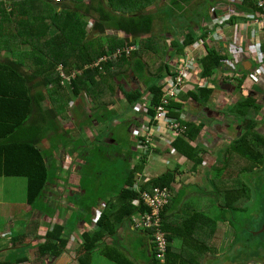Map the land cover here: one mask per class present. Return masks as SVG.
Listing matches in <instances>:
<instances>
[{
  "label": "crops",
  "instance_id": "crops-1",
  "mask_svg": "<svg viewBox=\"0 0 264 264\" xmlns=\"http://www.w3.org/2000/svg\"><path fill=\"white\" fill-rule=\"evenodd\" d=\"M219 1L221 0H155L153 5H149L150 7L146 10L147 12L156 11L160 13V17L154 23L153 37L149 42L146 39V42L141 44L143 39L147 37L140 35L141 37L135 43L137 50H139V46L141 49L137 53L138 58L136 63L131 61V64H128L127 70L120 66L116 68L114 72L124 70V74L115 83L116 94L114 103L108 109H103L101 113L106 114L109 111V113L113 114L114 120L121 121L127 127V132L131 135L134 142L133 146L130 145V149H122L120 150L121 153L117 154L119 145L114 140L111 124L105 123L108 126L104 128V124L99 125V123L95 122L94 126L87 128V146L93 154L95 153V157L100 155L99 153L108 152L110 156L107 158L112 168L111 172H116L115 174H111L112 177L109 182L105 181L104 185H102V192L108 189L107 192L103 193V196L107 200H99L95 204L96 208H93L92 211H88L86 205L82 206L83 198L87 196V192H94V187L88 183L90 179L86 175L89 171L87 169L89 164L87 165L84 159L78 158L82 152L81 150L85 149H78V146H85V129L81 127L83 122L80 119L85 113H80L77 116L70 113V119H65L56 113L52 114L51 117L48 116V121L44 124L46 134L42 139L41 148L46 153V160L50 166L52 176L47 185L48 191L46 196H44L41 203L45 205L44 209H42L43 205L38 207L29 205V208L26 210L29 211L26 215L21 214L22 212H12V208H16V206L25 202L19 203L15 199L3 200L6 193V183L9 182L16 185L12 193L14 195L15 192L24 193L23 188L27 192L28 180L24 177H0V264L76 263L79 255L80 241L83 243V234L94 231L96 222L105 208L106 201H110L119 195L129 170H132L142 162L143 157L137 149V142H135V130L136 126L139 128L141 124H145V107L153 109L156 106L151 105L154 100V94L151 91L152 86L161 85L163 87L167 77L178 72L185 57L195 61L199 67L200 61L211 50L216 49L223 56L228 57V51L233 47L234 41L238 42V46L245 53L260 52L264 55V29L253 26L252 22L248 20H246L244 26H240L242 20H239L241 18L237 16H233L231 19L234 20L231 21L229 19L223 25L217 23L210 12L212 5H217L218 8L223 6H225L224 8L228 7L226 2L221 1L222 3H218ZM229 14H220V17L229 16ZM109 35L115 38L113 39L115 43H117L116 39L129 40L131 43L134 40V37H131L129 34V27L123 21L119 23L117 30L113 31L112 34L109 33ZM186 35H196L195 42L184 50V55L182 56L180 49L184 46V42H187L184 40ZM110 44L111 40L109 42L107 39L104 42L108 52L111 50ZM242 63L243 61L237 68L238 75L229 80L225 78V72L229 70L228 68L214 70L210 78L206 79L202 78V72L197 74L196 80L193 79L190 82L188 92L182 94L185 97L181 96L178 98L176 103L181 104V108L174 115L175 117H179L182 114L187 125L191 123L196 127H200L199 133L195 135L192 141L186 136L183 138L187 141L184 140L180 143H177V140L180 138L172 139L174 142L171 148L160 142L161 148L157 150V155L152 159L145 158L143 161L145 165L141 175L143 179L150 181L153 178H160L167 173H171L170 175L172 176L174 175V180H171V182L175 186V189L181 193V200H178L177 193L175 192L165 213L167 223L171 224L172 229H178L184 220L196 212L205 215L194 207H187V202L192 196L200 194L199 192H193L195 186H201L205 180L214 183V179L209 181V175L211 176L210 171L215 169L218 175L215 186L226 188V190L232 187L231 184H227L225 179H223V182L221 180L224 176L227 177L225 164L228 163L226 162L229 158L228 150L232 142L239 139L245 132V129H243V119L255 121L257 124L255 132L259 133L260 120L264 118V102H255L258 106V111H255L253 106H248V108L243 107L241 103L246 100L245 97H252L256 100L254 95L257 92L262 91L264 94V82L262 81L263 85L256 84L254 89L252 87V90L248 92L251 87L249 84L252 83L246 80L244 83L241 82L242 85H240L239 80L241 78L247 79L250 74L254 75L260 66L257 67L256 64L252 66H249V64L245 65L247 70H252L249 73L245 71ZM260 70L264 71V64ZM199 79L200 84H198ZM214 81H216L215 88L210 84ZM207 82L214 90L208 102L203 100L195 101L193 98L188 97L189 94L198 95L199 89L207 88L204 86ZM237 82L238 84H236ZM224 84L236 87L234 92L223 88ZM68 91L71 95L70 99L69 96L65 98L64 102L66 105L71 103L72 108L86 107L81 98H72V89L68 88ZM126 94H140L141 98L136 104L130 105L126 101ZM41 101L43 109L49 111L52 107V100L47 96ZM124 105L125 108L129 106V115H126L125 111L127 109L124 110ZM135 107L141 108L142 112L140 113V109H135ZM88 108L92 112L94 107L88 106ZM237 109L238 112H234ZM95 110L98 112V108L95 107ZM226 120L227 124H235V128H232L231 131H228L224 127L227 126ZM115 124L117 126L120 125L117 121H115ZM260 135L264 137V134ZM176 145H178V148ZM190 147L196 152L190 149ZM178 150L188 155L196 153V158H201V162L196 163L195 159H188L180 154ZM239 159L245 164L244 167L248 165L246 159ZM3 160L4 156H1L0 161L2 162ZM58 166H60V169L56 168ZM229 166L231 165L229 164ZM97 177L95 181L100 183L99 180L102 178V175L99 174ZM139 186L143 187L141 182L135 183L134 190L136 193L140 188ZM84 187L88 188V191L84 190ZM241 187L242 193V184ZM239 196L238 192L237 200ZM237 200L232 201L231 204L236 205ZM219 208L227 210L224 207L222 208V206H219ZM4 211H9L10 214H5L3 213ZM110 212L112 213V223L117 227V233L112 237L106 238V243H103L106 245V249L113 251L111 253L112 256L115 255V251H118L119 259H125L131 264H148L149 257L153 255L154 251V245L148 233L134 230L130 223L131 220L126 219L119 222L120 218L118 214H121L119 210L111 208ZM6 218L8 220L5 223L2 220ZM207 218L210 217L207 216ZM217 222L216 228L218 230L224 228L221 226L222 222H225L224 218L218 219ZM7 225H9L8 228L6 227ZM57 225L67 228L65 237L70 238V245L66 253L59 259L50 257L41 259L37 255L39 247L46 242L48 232L52 231ZM14 227L17 230L10 232ZM207 229L198 223L196 234L203 237L208 234L209 230L207 231ZM7 234H12V237L15 236V240L13 238H6ZM212 240L210 239V244ZM122 244H124V249L126 250L122 248ZM174 246L180 247L181 241L174 243ZM96 252H100L104 256L107 261L106 263L117 264L109 259L103 251L97 250ZM225 258L226 255L222 257L220 253H208L204 258L203 264H225ZM19 261L23 262L19 263Z\"/></svg>",
  "mask_w": 264,
  "mask_h": 264
},
{
  "label": "trees",
  "instance_id": "trees-1",
  "mask_svg": "<svg viewBox=\"0 0 264 264\" xmlns=\"http://www.w3.org/2000/svg\"><path fill=\"white\" fill-rule=\"evenodd\" d=\"M221 1L226 2V0ZM154 3L155 0L124 2L122 0H0V157L4 156V160L0 161L2 168L0 177L27 178V202L32 207L43 205L42 209H44L45 205L41 203L48 191L47 185L51 177L46 153L41 148L42 139L46 134L44 124L48 121V116L51 117L56 113L65 119H70V113L77 116L80 113H85V110H89L88 105H93L92 113L93 115L95 113V120L91 116H87L88 119L81 125L85 129V146H78V149H89L86 139L87 128L94 126L95 122L102 125L109 121V111L106 114L101 113L103 109H108L114 103L115 83L124 74V70L114 71L118 66L127 70L131 61L136 63L137 53L141 50L140 46L139 50L130 57H124L118 62L103 64L101 69L87 68L93 67L100 59L114 53L117 49L135 45L137 39L141 37L140 35L147 37L141 44L145 43L146 39L149 42L153 37L154 24L152 26V17L146 10ZM227 4V8H224L225 6L217 8V5L211 4L212 17H214V13L217 15L228 14L230 10H236L238 13H252L258 10L250 0L241 2L237 0L235 5ZM111 6L114 7V12L117 14L123 13V8L127 7L135 18L119 19L116 26L111 27L109 21L115 20L114 12L107 9ZM91 19L94 20V24H91ZM121 21L129 27V34L134 37V40L131 43L129 40L116 39L117 43H115L113 41L115 38L112 37L111 50L108 52L102 42V37L108 38L110 36L107 35L108 32L117 30ZM195 36H185L184 40L187 42H184V46L180 49L182 56L184 50L195 42ZM220 53L216 49L211 50L200 61V67L203 68V79L210 78L214 70L227 68L225 64L228 57ZM63 75L69 78L77 75V78L73 79L71 89L74 97L81 98L86 107L72 108L71 103L66 105L64 100L68 96L70 99L71 93L68 91V87L63 84ZM239 84L242 85L241 82ZM162 88L161 85L152 86L154 100L151 105H157L160 101ZM213 91L211 88L199 89L198 95L189 94L188 97L195 101L208 102ZM47 96L52 100L51 111H45L42 107L41 100ZM125 98L130 105H134L140 100L141 95L126 94ZM245 98L244 104L241 103V105L247 108L253 106L254 110L258 111L256 100L252 97ZM172 106L177 109L181 108V104L176 102H172ZM95 107L98 108V112L94 110ZM234 112H238V109ZM239 116L241 117L240 114ZM243 122L245 132L239 139L232 142L228 150L229 158L226 161L228 163L225 164V166L233 165L237 163V159L242 162L239 158H247L248 165L240 170L241 174L259 167L258 165H262L261 160L264 159V137L255 132L256 122L249 119H243ZM188 126L189 132L186 137L192 141L199 133L200 127L191 123ZM184 140V138H180L176 142L180 143ZM190 149L192 148L190 147ZM84 150H81L78 158L84 159L87 165L89 164L87 166L89 171L86 174L90 175L91 181L88 183L90 185L93 183L95 189L98 186H101L102 189L105 181L108 179L107 182L110 181L111 174L116 173L111 172L112 168L107 158L110 154L108 152L99 153L100 157H95L94 163V156ZM192 150L196 152L194 149ZM178 151L188 159H195L196 163L201 162V158H196V153L188 155L183 151ZM238 155L241 156L237 158ZM144 160L145 157L142 158L140 164L129 170L119 195L108 200L109 202L106 201L94 231L83 234V243L80 241L77 264H93L94 253L97 250L103 251L109 259L117 264H131L125 259H119L118 251H115V255L112 256L113 251L106 249V245L103 243H106L107 237H112L117 233V227L112 223L111 208L121 212L118 214L119 222L126 219L131 220L133 216L146 210L135 207L133 203L138 198L134 186L141 179L145 167ZM257 161L258 163L254 164ZM99 174L102 175V178L99 180L100 183H97L95 178H98ZM170 174L153 178L149 182L146 179H141L143 188L169 187L172 184L171 180H174V175ZM242 186L243 191L239 199L249 200L250 189L245 183ZM111 188L114 189L113 186ZM219 189L223 188L219 187ZM107 191L108 189L98 194L96 201L107 200L103 196V193ZM226 191L233 192L230 187ZM84 199L82 206L86 205V209L92 211V206L95 204L93 193L87 192ZM234 200H237V197L232 199L231 203ZM234 206L235 204H231L225 208L234 211ZM167 209L163 215L164 230L168 234L170 244L166 260L165 262L159 260L154 248L148 264H203L208 253L218 254L219 246L216 243L218 219H213L216 221L214 222L207 216L196 212L184 220L178 229H172L171 224L167 223L165 215ZM198 223L206 229L208 228L207 235L201 237L196 234ZM66 231L65 226L57 225L48 232L46 242L38 250L41 259L48 257L59 259L66 253L70 245V238L65 237ZM210 239H213L211 244L209 243ZM179 241H181V246L175 247L174 243ZM252 257L253 255L247 257L245 264L252 262ZM21 262L23 261H19V263ZM255 262L253 261L254 264H258Z\"/></svg>",
  "mask_w": 264,
  "mask_h": 264
},
{
  "label": "rangeland",
  "instance_id": "rangeland-1",
  "mask_svg": "<svg viewBox=\"0 0 264 264\" xmlns=\"http://www.w3.org/2000/svg\"><path fill=\"white\" fill-rule=\"evenodd\" d=\"M107 9L110 12H114L113 6L108 7ZM123 9L124 12L121 14H117L114 12L115 20L109 21L111 27H115L119 19L135 18L132 15L131 10H128L127 7H124ZM149 16L152 17L153 20L152 26H153L155 21L160 17V13L156 11L150 12ZM90 21L91 24H94L93 19H91ZM109 33L112 34V31L108 32L107 35H109ZM111 38H112L111 36H108V38L106 36H103L102 42H106L107 39L110 42ZM181 96L185 97L184 95ZM72 98L76 99L74 95ZM262 102H264V98ZM125 105H124V110L127 109L125 112L126 115H129L130 114L129 106L125 108ZM87 116H91L95 120V113L93 115V113L87 109L85 110V115L81 116L80 118L81 121L82 122L86 121V119H88ZM115 121L119 122L120 125L117 126L115 124ZM106 123L111 124L110 125L112 127L111 132L114 134V140H116V143L119 145V151H117V154L121 153L120 150L122 149L128 150L131 147L130 145L133 146L134 142L131 138V135L128 134L127 132V127L123 125L121 121L113 120L112 113L109 114V121H107ZM107 124H104L103 127L106 128L108 126ZM84 151H86L88 154H91L92 156L95 155V153L93 155L90 149ZM240 156L241 155H238L237 158H239ZM93 159L95 163V156L93 157ZM257 163L258 161L256 163L254 162V164ZM260 163H262V165L260 164L258 165L259 167L255 168L254 170H250L246 173L244 172L243 174L240 173V170L243 169L245 164L240 162L238 159L236 164H233L231 166H225V169L227 170V174H226L227 177L224 176L221 181L223 182V179H225L227 184H231L232 187L230 188H233L231 189V191L233 192H227L226 188L220 190L217 185L215 186L218 175L215 169L213 171H210L209 173L211 174V176H213V178H211V176L209 175V179H210L209 181H211V179H214V183L205 180V182H203L201 186L199 187L195 186V188H193V192H199L200 194L192 196L190 200L187 202V207H194L197 211H201V213L203 212V214L212 218L211 220L220 219V218H224L225 220H227V222H222L221 224V226L224 227L225 229L221 228L220 230H218L216 237V243L219 246L218 253H220L222 257L226 255V258L224 259L225 264H245V259L252 255H253L252 262H250L249 264H254L253 261H256L255 263L258 264H264V159L261 160ZM56 168L60 169V166ZM86 175L88 176L87 178L90 179V175L88 174ZM244 183L247 184L251 190L250 199L246 200V198H244L242 200L238 198L237 204L234 206L235 209L234 211L221 210L219 206H222V208L231 206V200L235 199L238 196V192L240 195L242 189L241 184ZM15 186H16L15 184H10L9 182L6 183V193H5V198L3 200L15 199L19 203L25 202L21 205L16 206V208H12V212L15 213L22 212L21 214L26 215L27 212L29 211V210L26 211L27 208H29V204L28 202H26L27 192L23 188L24 193L15 192L14 195H12ZM93 187H94V192L92 193L96 204L98 202V200L96 201V199L98 197V194L102 192V189L101 187L95 189V185ZM169 187L171 188V190L174 189L172 191L173 195L176 192L178 200H181V193L177 189H175V186L173 184H170ZM84 190L87 191V188L84 187ZM184 193L186 194L185 191ZM95 204L94 206H92L93 208H96ZM3 213L10 214L9 211H4ZM7 220L8 219L6 218L5 220L3 219L2 221L6 223ZM213 221L216 222L215 220ZM6 227L8 228L9 225H7ZM229 227L230 229H228ZM16 230H17L16 227H14V229L12 228L10 232H14ZM6 238L9 239L13 238L15 240V236L12 237V234H7ZM122 248L124 249V244H122ZM37 255L40 256L39 253ZM236 257L238 258L236 259ZM106 262H107L106 259L100 252L94 253L93 264H108Z\"/></svg>",
  "mask_w": 264,
  "mask_h": 264
},
{
  "label": "built area",
  "instance_id": "built-area-1",
  "mask_svg": "<svg viewBox=\"0 0 264 264\" xmlns=\"http://www.w3.org/2000/svg\"><path fill=\"white\" fill-rule=\"evenodd\" d=\"M238 1L241 2L242 0ZM250 1L254 3L256 9H258L256 12L238 13L236 10H230V14L228 13L229 16L226 15L216 18L215 21L219 24H223L233 16H237L241 19L245 18L246 20L251 21L252 25L259 29H264V0ZM226 2L230 5H234L237 0H226ZM245 23L246 22L240 23V26L241 24L244 26ZM134 52H136V47L133 45L117 49L114 53H110L106 57H103L93 67L87 69H101V65L117 62L124 57H130ZM229 55L231 58L227 60L225 64L228 69L235 70V66L241 56L247 57L260 66L264 64V55L262 53H245L239 48L238 42L236 41L233 42V47H231ZM260 68L253 76H251V81L253 83L259 82L260 80L264 82V71H261ZM201 72V67H198L195 61L185 57L178 72L174 75L168 76L165 80L160 103L153 107V109L145 107V124H141L139 128L136 126L135 130V142H137V149L140 151L142 157L152 159L157 155V150L161 148L160 142H163L164 145L171 148L174 142L172 139L187 136L189 130L188 125L182 117V114L179 117H175L174 114L179 112L180 108H174L172 102H177L182 94L188 92L190 82H192L193 79L196 80L197 74ZM63 78V84L67 85L73 83V79L77 78V75H74L72 78L63 75ZM200 83L199 79L198 84ZM210 84L214 87L215 81ZM204 86L211 88L208 82ZM138 108L139 107H135V109ZM139 109V112L141 113L142 110L141 108ZM139 187L140 188L137 191L138 198H136L133 203L135 207L140 209L145 208L146 210L133 216L130 223L134 230L148 233V236L154 245L157 258L162 262H165L170 244L168 234L164 230L163 215L173 198V192L171 188L167 186L155 187L151 190L142 189L141 186Z\"/></svg>",
  "mask_w": 264,
  "mask_h": 264
},
{
  "label": "water",
  "instance_id": "water-1",
  "mask_svg": "<svg viewBox=\"0 0 264 264\" xmlns=\"http://www.w3.org/2000/svg\"><path fill=\"white\" fill-rule=\"evenodd\" d=\"M242 61H243L242 64H243V67H244L245 71H246V72H249V73H251L252 70H247V69L245 68V65L249 64V66H252L253 64H256L257 67L260 66L259 64H257V63H255L254 61L248 59L247 57H245V56H241L240 59H239V61H238V63H237V65L235 66V70L229 69L227 72H225V78H228V80H229L230 78H234V77H236V76L238 75V74H237V68H238V66L241 64ZM258 70H259V69H258ZM253 73H254V72H253ZM254 74H255V73H254ZM251 76H252V74H250V76H249L247 79L241 78V79L239 80V82H243V83H244L246 80H248L249 82H251L253 85H252V84H249V85L251 86L249 90H251L252 87H253L254 85L258 84L259 82H262V80H260L259 82H254V83H253V82L251 81ZM236 84H238V82H237ZM223 88H225V89H229V90H231L232 92H234V90H235L236 87H234V86H232V85H229V84H224V85H223ZM254 97H256V95H254Z\"/></svg>",
  "mask_w": 264,
  "mask_h": 264
},
{
  "label": "flooded vegetation",
  "instance_id": "flooded-vegetation-1",
  "mask_svg": "<svg viewBox=\"0 0 264 264\" xmlns=\"http://www.w3.org/2000/svg\"><path fill=\"white\" fill-rule=\"evenodd\" d=\"M257 85H263V82H259ZM255 86V85H254ZM254 86H253V89H254ZM252 90V89H251ZM251 90H249L248 92H250ZM253 92V91H252ZM256 102H258V101H262L263 100V98H264V94L262 93V91H260V92H257L256 94ZM231 106H234V105H231ZM261 124L259 125V127H258V132H259V134H264V118H262L261 120ZM226 122V124H227V120L225 121ZM223 125H224V123H223ZM228 131H231V129L233 128H235V124L234 123H230V124H227V126H224Z\"/></svg>",
  "mask_w": 264,
  "mask_h": 264
},
{
  "label": "clouds",
  "instance_id": "clouds-1",
  "mask_svg": "<svg viewBox=\"0 0 264 264\" xmlns=\"http://www.w3.org/2000/svg\"><path fill=\"white\" fill-rule=\"evenodd\" d=\"M236 4V3H235ZM234 4V5H235ZM221 15H217L216 13H214V20L216 19V18H219ZM230 20H231V18H230ZM240 20H242V22H246V19L245 18H243V19H240ZM228 21V20H227ZM227 21H225V22H227ZM239 21V20H238ZM224 22V23H225ZM242 22H240V23H242ZM223 23V24H224ZM223 24H221V25H223ZM241 26H242V24H241ZM133 46H135V45H133ZM240 48V47H239ZM241 49V48H240ZM136 51H137V47H136ZM135 53V52H134ZM231 57H230V55H229V51H228V58H227V60H229ZM120 61V60H119ZM118 62V61H117ZM261 67V66H260ZM253 76V75H252ZM66 87H68L69 89H71V86H72V83L71 84H67V85H65ZM207 88H209V87H207ZM214 88H215V84H214ZM212 89V88H211ZM74 105V104H73ZM141 179L142 180H144L142 177H141ZM141 179H140V181L139 182H141ZM146 181H148L149 182V180H146ZM142 187V186H141ZM142 189H143V187H142ZM147 190H151V189H147ZM138 194V193H137Z\"/></svg>",
  "mask_w": 264,
  "mask_h": 264
}]
</instances>
